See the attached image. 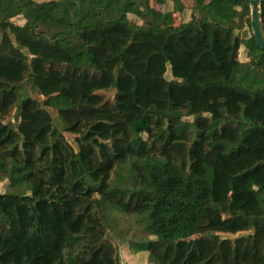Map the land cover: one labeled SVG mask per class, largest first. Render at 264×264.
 Here are the masks:
<instances>
[{"label": "trees", "instance_id": "trees-1", "mask_svg": "<svg viewBox=\"0 0 264 264\" xmlns=\"http://www.w3.org/2000/svg\"><path fill=\"white\" fill-rule=\"evenodd\" d=\"M195 1L0 0V264H264L251 0Z\"/></svg>", "mask_w": 264, "mask_h": 264}, {"label": "rangeland", "instance_id": "rangeland-1", "mask_svg": "<svg viewBox=\"0 0 264 264\" xmlns=\"http://www.w3.org/2000/svg\"><path fill=\"white\" fill-rule=\"evenodd\" d=\"M37 2H42V1H48V0H35ZM203 2H207L208 0H202ZM198 2L195 0H185V4L188 7H195V5ZM17 4L19 8L22 7V4L20 3V0H17ZM153 6L155 8H163L164 3L162 1H153L152 2ZM169 9L172 10V4L169 5ZM132 19H135L134 17H131ZM190 18V12L187 11L184 16L182 17L181 21H188ZM3 18L0 16V42L2 40L3 35L7 32L4 28L1 27V22ZM16 24L18 25H23L24 20L20 17L14 20ZM180 21V15L177 14L176 17V23L177 25L181 22ZM242 35H248L250 36V30L249 28L243 30L241 32ZM239 60L241 62H247L249 61L248 57V50L244 47L241 48L240 53H239ZM107 95H110V93H107ZM40 101L44 102L45 99L39 98ZM51 115L55 118L56 117V111L49 109ZM12 121V119H10ZM67 137L70 139V141L75 140V136H72L70 134H67ZM8 181L5 182H0V193H5L8 191ZM120 224L114 227V233H113V243L115 244L116 248L118 249L119 252V260L121 264H150L148 260V256L145 252L141 253H134V251L130 248L129 243L124 242V238L130 239L134 235V228L130 223H128L124 219H120ZM129 233V234H128ZM231 237V236H230ZM233 238V237H232Z\"/></svg>", "mask_w": 264, "mask_h": 264}, {"label": "water", "instance_id": "water-1", "mask_svg": "<svg viewBox=\"0 0 264 264\" xmlns=\"http://www.w3.org/2000/svg\"><path fill=\"white\" fill-rule=\"evenodd\" d=\"M262 0H251V28L256 42L264 50V24L261 17Z\"/></svg>", "mask_w": 264, "mask_h": 264}]
</instances>
